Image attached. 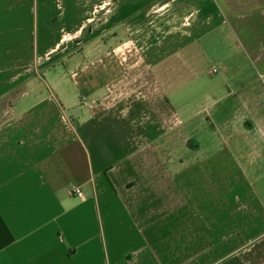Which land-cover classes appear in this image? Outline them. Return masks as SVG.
I'll return each instance as SVG.
<instances>
[{
  "label": "crops",
  "instance_id": "0c3cea01",
  "mask_svg": "<svg viewBox=\"0 0 264 264\" xmlns=\"http://www.w3.org/2000/svg\"><path fill=\"white\" fill-rule=\"evenodd\" d=\"M0 264H264V0H0Z\"/></svg>",
  "mask_w": 264,
  "mask_h": 264
},
{
  "label": "rangeland",
  "instance_id": "374dc122",
  "mask_svg": "<svg viewBox=\"0 0 264 264\" xmlns=\"http://www.w3.org/2000/svg\"><path fill=\"white\" fill-rule=\"evenodd\" d=\"M109 38L110 36L107 35L99 39L101 43H106L108 50L120 43V40H124L123 38H118L116 41H112ZM106 57L108 58V56ZM177 58L179 68L172 73V78L176 82V88L171 92L170 101L176 108L177 114L183 117L182 127L185 129L184 131H187L188 145L196 149V152L201 157L214 155L215 150L223 146L222 140L217 135V130L222 129L224 126L222 121L213 120V109L215 108L213 101H209L210 110L205 111L202 119L196 120L194 118L193 121H189L186 119V117L189 118V114L185 112V107L190 103H193V108H195L196 105L204 100V96L208 93L209 79L204 77L201 72H191L189 69L190 64L184 61L183 53L178 55ZM201 149H203V152H200ZM206 150L207 153L204 152Z\"/></svg>",
  "mask_w": 264,
  "mask_h": 264
},
{
  "label": "built area",
  "instance_id": "2783aa9c",
  "mask_svg": "<svg viewBox=\"0 0 264 264\" xmlns=\"http://www.w3.org/2000/svg\"><path fill=\"white\" fill-rule=\"evenodd\" d=\"M71 193L75 197L82 198V199L84 198V195H83L81 189H79V188L74 187L73 189H71Z\"/></svg>",
  "mask_w": 264,
  "mask_h": 264
}]
</instances>
